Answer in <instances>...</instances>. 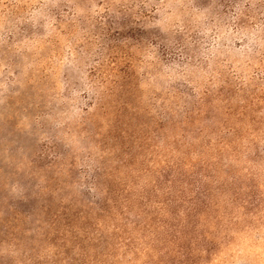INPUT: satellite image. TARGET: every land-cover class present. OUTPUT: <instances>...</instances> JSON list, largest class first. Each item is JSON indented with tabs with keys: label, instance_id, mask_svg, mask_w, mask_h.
Instances as JSON below:
<instances>
[{
	"label": "rangeland",
	"instance_id": "rangeland-1",
	"mask_svg": "<svg viewBox=\"0 0 264 264\" xmlns=\"http://www.w3.org/2000/svg\"><path fill=\"white\" fill-rule=\"evenodd\" d=\"M0 264H264V0H0Z\"/></svg>",
	"mask_w": 264,
	"mask_h": 264
}]
</instances>
